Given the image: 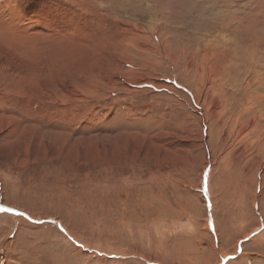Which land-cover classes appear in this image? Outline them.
<instances>
[{"label": "rangeland", "instance_id": "rangeland-1", "mask_svg": "<svg viewBox=\"0 0 264 264\" xmlns=\"http://www.w3.org/2000/svg\"><path fill=\"white\" fill-rule=\"evenodd\" d=\"M0 206V264H264V0H0Z\"/></svg>", "mask_w": 264, "mask_h": 264}, {"label": "snow or ice", "instance_id": "snow-or-ice-1", "mask_svg": "<svg viewBox=\"0 0 264 264\" xmlns=\"http://www.w3.org/2000/svg\"><path fill=\"white\" fill-rule=\"evenodd\" d=\"M0 211H3V212H14V210L13 209H11V208H4L3 206H0ZM17 215H20V216H25L26 215V213H23V212H20V213H16ZM53 223H55L54 221H53ZM62 231H63V229H61ZM79 247L80 248H83V245L81 244V245H79Z\"/></svg>", "mask_w": 264, "mask_h": 264}]
</instances>
